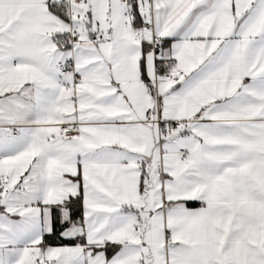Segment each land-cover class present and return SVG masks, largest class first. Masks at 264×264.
I'll list each match as a JSON object with an SVG mask.
<instances>
[{"label": "snow or ice", "instance_id": "obj_1", "mask_svg": "<svg viewBox=\"0 0 264 264\" xmlns=\"http://www.w3.org/2000/svg\"><path fill=\"white\" fill-rule=\"evenodd\" d=\"M0 264H264V0H0Z\"/></svg>", "mask_w": 264, "mask_h": 264}]
</instances>
